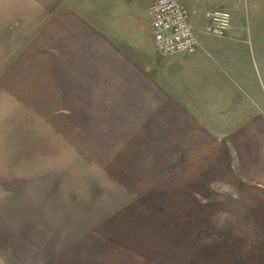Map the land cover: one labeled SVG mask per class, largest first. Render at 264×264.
Returning a JSON list of instances; mask_svg holds the SVG:
<instances>
[{"label":"crops","instance_id":"obj_1","mask_svg":"<svg viewBox=\"0 0 264 264\" xmlns=\"http://www.w3.org/2000/svg\"><path fill=\"white\" fill-rule=\"evenodd\" d=\"M176 1L198 45L163 56L153 0H0V136L130 137L137 170L105 175L145 226L185 231L186 264H264V0Z\"/></svg>","mask_w":264,"mask_h":264},{"label":"rangeland","instance_id":"obj_2","mask_svg":"<svg viewBox=\"0 0 264 264\" xmlns=\"http://www.w3.org/2000/svg\"><path fill=\"white\" fill-rule=\"evenodd\" d=\"M45 123L32 120L29 136H0V264H186V232L145 226L128 182L105 175L133 159L122 151L130 137L102 144L70 126L46 135Z\"/></svg>","mask_w":264,"mask_h":264},{"label":"built area","instance_id":"obj_3","mask_svg":"<svg viewBox=\"0 0 264 264\" xmlns=\"http://www.w3.org/2000/svg\"><path fill=\"white\" fill-rule=\"evenodd\" d=\"M153 40L163 56L193 53L197 38L189 23L186 8L176 0H153L150 7ZM207 24L204 31L212 36H227L231 25L228 10L214 9L206 12Z\"/></svg>","mask_w":264,"mask_h":264}]
</instances>
